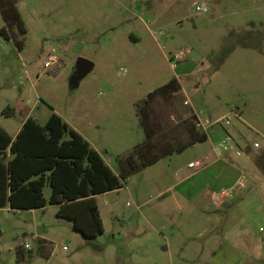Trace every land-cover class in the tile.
<instances>
[{
	"label": "rangeland",
	"instance_id": "obj_1",
	"mask_svg": "<svg viewBox=\"0 0 264 264\" xmlns=\"http://www.w3.org/2000/svg\"><path fill=\"white\" fill-rule=\"evenodd\" d=\"M58 2L17 0L26 28L20 50L0 34V123L9 130L29 116L43 124L52 112L85 130L101 108L104 116L110 106L117 115L130 106L107 127L112 135L94 137L118 174L117 156L144 140L132 100L176 77L173 120L193 109L214 118L240 107L264 134V0H87L81 10ZM201 3L203 14L195 9ZM180 50L184 58L174 60ZM51 53L61 63L54 72L43 66ZM80 58L93 68L72 87ZM207 133L96 195L103 232L95 237L75 230L58 205L0 208V264H264V173L217 209L208 177L187 168L219 140ZM50 192L45 185L46 199Z\"/></svg>",
	"mask_w": 264,
	"mask_h": 264
},
{
	"label": "trees",
	"instance_id": "obj_2",
	"mask_svg": "<svg viewBox=\"0 0 264 264\" xmlns=\"http://www.w3.org/2000/svg\"><path fill=\"white\" fill-rule=\"evenodd\" d=\"M0 14L4 22L0 34L20 50L26 28L17 0H0ZM180 94L179 80L171 77L134 102L144 140L117 156L118 174L55 112L43 124L25 118L14 138L0 126V208L58 205V215L73 219V228L83 236L102 233L96 195L121 188L132 173L207 139V131L194 125L193 110L189 117L173 120L171 102ZM45 185L51 189L48 199ZM16 254L19 257L20 248Z\"/></svg>",
	"mask_w": 264,
	"mask_h": 264
},
{
	"label": "crops",
	"instance_id": "obj_3",
	"mask_svg": "<svg viewBox=\"0 0 264 264\" xmlns=\"http://www.w3.org/2000/svg\"><path fill=\"white\" fill-rule=\"evenodd\" d=\"M64 1L66 2L65 4H69V1L71 2L75 1L77 5L76 8L78 10L86 8L85 2L87 0H59L58 2L59 5H62ZM65 7L67 6L65 5ZM169 60H171L170 57H169ZM171 68L172 69L174 68L172 63H171ZM106 83L110 87L114 88L115 78L110 79ZM105 90H106V94L110 93L109 89H105ZM136 100H132L133 106ZM110 110L111 111L109 113H106L103 116L102 115L103 109L101 108L100 111L97 112L95 120L87 122V128L85 130H81L73 122L62 118L68 125H70L74 130H76L79 134H81L95 150H97V152L102 156L103 160L106 162L107 165L109 164L105 160L102 153L99 151V148L97 146L96 141L94 140V137L95 135H97L96 140L99 142H102L99 137H104L105 134L112 135L113 130H108L107 127L109 126L116 127L117 118L120 115L125 116V113L128 110L131 111L130 106H129L128 108L124 109L121 113L117 115V105L110 106ZM207 114L211 118H213V116L209 112H207ZM128 116L131 119V122H133L134 124V119H132L133 116H131L130 114ZM221 116H218V117H221ZM214 118H217V117H214ZM231 120H232L231 125L228 128H224L220 124H214L209 129V132L211 134H216L217 135L216 137L219 138V140L225 137L226 134H229L231 138L234 140V142L236 143V147H231L226 150H222L219 153H216L214 151V146L219 140H212L210 142L211 146L205 154L201 155L200 158H198L197 160L195 161L192 160L187 163V168L195 169V170H202L201 173L203 175L205 174L208 177V181L205 182L204 187L208 190V193H210L209 197L211 198V200H213V203L215 206H217L216 207L217 209H221L220 207L222 206V204L225 203L226 200L233 199L234 196L236 197V195H238V193L242 192L243 190H246L250 186V183L254 178L256 177L258 178L259 174H261L262 172L264 173V168H263L264 167V139L262 140V142H260L258 139L254 138L251 135L250 131L255 130V132L258 135H262V136L264 134H262V131L257 128L258 126L252 122V120L247 116L244 110H242L240 107H237V115H233ZM23 121L24 120H22V122ZM22 122L18 124L12 130H9L6 126H4L1 123H0V126L9 135H11L12 138H14L17 132L19 131ZM215 125H220L219 131L215 129L214 127ZM91 126H94L96 129L94 134L93 132H91V129L89 128ZM208 135L209 133H207V137ZM254 142H258L259 147H255L253 145ZM235 148L240 149L241 155L235 154ZM190 162H194L195 163L194 165H198V167H195V166L189 167L188 164ZM260 179L261 180L263 179V175ZM221 190H229V195L224 198H220L218 196V193ZM214 221L219 222V219H215ZM226 231H229L228 227Z\"/></svg>",
	"mask_w": 264,
	"mask_h": 264
},
{
	"label": "built area",
	"instance_id": "obj_4",
	"mask_svg": "<svg viewBox=\"0 0 264 264\" xmlns=\"http://www.w3.org/2000/svg\"><path fill=\"white\" fill-rule=\"evenodd\" d=\"M195 9L197 10V12L203 14L207 11L208 7L206 4L201 3V4H196ZM58 56V55H57ZM56 56V53H51L48 56V59L44 62L43 66L44 68H48L51 65H53L52 71L54 72V70L58 69L61 66L60 63V59H58ZM174 60L180 61L184 58V53L183 51H177L176 53H174L171 56ZM185 104H189L188 100L184 101ZM231 115H237V107H232L229 112L221 117H217V118H211L207 112L203 109H198L195 110L193 109V121H194V125L197 129L200 130H209L214 124H220L222 127L224 128H228L231 125ZM255 147H259V143L258 142H254L253 144ZM231 147H236V143L234 142V140L231 138V136L229 134H226L225 137L221 138L216 145L214 146V151L216 153H219L222 150H226L228 148ZM235 154L236 155H241V151L238 148H235ZM194 162H190L188 164L189 167L195 166L198 167V165H194ZM229 195V190H221L218 193V196L220 198H224L226 196ZM24 248L25 249H29L30 245L28 243L24 244Z\"/></svg>",
	"mask_w": 264,
	"mask_h": 264
},
{
	"label": "water",
	"instance_id": "obj_5",
	"mask_svg": "<svg viewBox=\"0 0 264 264\" xmlns=\"http://www.w3.org/2000/svg\"><path fill=\"white\" fill-rule=\"evenodd\" d=\"M78 61V67L70 81L72 87H77L81 78L93 68V63L87 59L80 58Z\"/></svg>",
	"mask_w": 264,
	"mask_h": 264
}]
</instances>
